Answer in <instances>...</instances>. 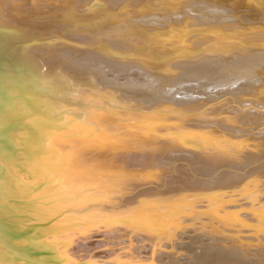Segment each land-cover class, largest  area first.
<instances>
[{
    "label": "bare ground",
    "instance_id": "obj_1",
    "mask_svg": "<svg viewBox=\"0 0 264 264\" xmlns=\"http://www.w3.org/2000/svg\"><path fill=\"white\" fill-rule=\"evenodd\" d=\"M42 1L45 2V6L39 4ZM75 1H77V4L73 3L72 0H21L20 3L16 2L15 4L9 2L7 6L3 2L2 4L0 2V11L5 10V14L0 18V26L6 28L10 33H18L16 39L41 41V44L35 47L34 52L37 54V57L34 58H37V61L40 62L42 66L40 64L38 65L36 59L34 60L37 62V66L42 67L41 76L44 79L36 80L34 76L25 75V77L22 78V82L27 87V91L35 89L38 86L39 88L43 86L48 88L50 86L52 88L51 92L60 99L58 102H62L60 103L61 105H64V103L65 105L71 104V108L77 106V109H79V106L82 105L84 101L86 102L89 100L92 102V105H99V107L110 105L112 107H110L109 110L120 119L119 121H112L111 118H106L101 112L99 113L97 109L95 111L96 113H94L92 109L94 114H92L90 118L97 128L101 127L108 131L117 132H125L122 128V120L127 121L130 118L135 120L142 119L148 123L153 119L156 122L161 120L159 118L163 111L161 114H158V116L152 114L151 111H148L150 112V114H148L149 116H143L135 112H128L127 109L129 110V106L130 108L133 106V109H136L135 106H141L145 109H160L165 112L174 109L178 110V108L185 112H192L194 110L197 112L198 109L200 110L204 105L218 98L216 95L217 91H209V93L206 94V98L203 99L198 96L193 97V95H197L195 94L196 92H191L189 95H187V93L183 94L182 92L180 96L176 94L177 98L172 99L171 93L173 89L162 87V85H166L167 83L176 85L179 82V85H184L183 89L193 90V87L196 85L195 83L210 85L208 81L209 77H213V80L215 76H222V80H224L225 77H228V79L231 78L233 81L244 80V82H242L244 83L243 86L245 85L244 87L238 88L237 85H235L238 88V90L236 89L237 91H233L230 87H228V89L226 88L227 90L230 89L229 92L231 93H237L238 97H235V99L232 97L231 100L236 103H241V106L245 103H256V105L258 103L259 107H264V38L253 37L255 33L257 36L262 35V33L260 34V29L264 31V0H185L187 1L186 3L191 4V8H185L180 5V3L185 4L183 2L184 0H137L139 5L132 6L131 8L133 10L130 14L128 13V3H123L122 0L120 1L123 4L122 7L113 4L115 0ZM70 4L74 6L80 4L81 6L73 10ZM87 5H91L88 8V13L86 15H81V13L78 15L77 11ZM116 8H119V10L114 11ZM162 13L166 16L163 21L153 19V21L138 23L134 22V20L130 22L129 19H143L144 17L159 18V16H162ZM208 13L215 14V16H208ZM230 13H235L236 16H229ZM179 17L182 19L181 22L176 20V18ZM191 17H195V19L192 20ZM127 20H129V22ZM227 21L232 25L223 24V22L226 23ZM64 26H72L73 34L70 33L71 31H68L70 35L66 33L67 36L65 35L63 37L61 34L62 36H59V38L66 37L70 39V41H75L77 43L81 42L87 46H92V49L84 48L85 46H72L74 43L71 45V43L66 44L64 42H61L66 44L63 46V49H59L62 48L61 46L56 48L55 46L57 43L54 46V43L50 42V39L56 37H52L51 35L52 38L50 36L49 38L46 37V34L53 32V28H56V30H54V32H56L58 27ZM60 31L63 33L62 30ZM63 31H65V28ZM237 32H239V34L236 35ZM191 34H197L199 37L195 38L192 43H189L187 37L192 36ZM44 35L46 36L44 37ZM176 36L181 37L176 38ZM46 38H49V41ZM134 39L136 41H133ZM208 40H213V43L208 47L198 48L203 43L208 42ZM131 41L133 43L128 44V42ZM160 41L165 47L162 45V47L152 45V42ZM65 42L67 41L65 40ZM58 43L60 44V42ZM168 44L171 46L167 47ZM93 45H96V50L93 49ZM173 49H175V51H173ZM132 50L136 52L130 55L129 53ZM231 54H233L232 56H234V58L237 57L239 59H230V61L225 58L227 55ZM200 55L202 57L205 56V58H199V60H197V57ZM101 64H108L109 66L113 64L111 66L113 69L110 72L108 71V75L105 73L107 72L105 70L106 67L104 69L105 74L97 72L95 75L96 77L91 75L92 69ZM65 67L71 69L78 75L70 79L71 82L84 85L76 90V94L69 93L67 91L68 88H63L61 85H52L50 83L56 75L66 69ZM98 69L101 71V68H97V70ZM9 75L14 74L10 72ZM65 79L67 80V78ZM35 80L37 82H35ZM97 80H99L107 90L104 89L105 91H102V88H98L100 85L97 86ZM213 80L211 79V81ZM161 82V87H152L154 86L152 85L153 83L159 84ZM214 83H219V85L222 86L220 81ZM232 83L234 82L231 81V84ZM216 86L217 85H215V87L211 86V88L213 87V89L217 90L218 88ZM250 86L254 87L252 89L254 93L248 89ZM198 87L196 89L199 90L202 86ZM117 91L120 94L116 96L113 92L118 93ZM85 92L88 93L86 94ZM248 94L255 96V100L246 99L244 95ZM198 99L201 100L196 101ZM37 100L38 98H36V100L34 99L35 102H37ZM131 101L132 103H130ZM44 106L47 107V105L40 104V108L45 111L47 116H50L52 109H46ZM235 108L236 107H234V109ZM217 109L218 108L215 107L213 110ZM230 109L234 110L233 108ZM83 110L86 111L87 109ZM81 111V109L78 110V112ZM254 111L255 110H245L243 114H241V116H244V114L250 115V117L253 114L257 116L253 118V121L252 119L251 121L246 120L247 122H251L249 123L250 128H256L259 124H263L261 122L262 113H255ZM142 112H144V110L141 111V113ZM205 113L210 114L207 111L202 114ZM122 116H126L129 119H123ZM63 117L65 122L70 118L68 115H63ZM177 117L170 115L168 118L177 119ZM201 117L203 116H199V118ZM186 118L183 117L182 121ZM192 118L194 117L191 116V119ZM5 119L12 122L7 117ZM191 119L188 120L190 121ZM244 119L245 118H243V120ZM178 120L179 117L177 122L175 121L176 124L180 123ZM26 122L30 126L33 125L31 120H27ZM129 122L131 124L132 121ZM141 122L142 121H140V123ZM166 122L163 120L160 125L166 126L168 124ZM233 122H236L234 118H227L226 123L219 124L225 127L226 124H234ZM135 124L134 122V125ZM172 124L173 123H171L170 126ZM190 125L191 126H189V124L174 125L178 126L176 128L167 125L168 127H161V130L158 128L159 126L156 127V125L149 123L138 129L140 133L139 137L129 141L127 140L126 142L124 141L122 144L116 142L107 143L102 137L104 143L100 138L98 140L97 135L92 137V140L93 142H97L99 146L96 148L101 150L115 148V146L119 145L139 152H145L152 148L154 149L159 137L165 134L167 137L166 139L181 146V148H178V150L180 149L178 153H175L176 151L173 152V154H176L175 157L177 159L183 157L182 159H188V161L191 159L192 162L198 161L195 158H204L206 160L215 159L216 161L217 159H221L226 161L225 163L227 165V162L250 164L262 157L261 155H257L262 153V150L259 149L258 152L256 151V155V152H249L247 156L244 155L245 158H243V162L238 159V161L234 160V156V159L233 157H231V159L225 155L236 153L237 151L233 152L236 148L240 150L246 147L247 144L243 142L247 140V137L243 138V140H238L239 138L237 140H232L233 138L230 139V137L224 139L222 135H228L226 131V133L220 132L221 130L212 131L210 128L211 131L205 133V131H201L202 128L200 125ZM249 127L247 129H249ZM73 129L77 131V128ZM197 129H201V133H199ZM238 129L237 132H243V130H246V127L243 128L240 126ZM203 130H205V128ZM234 130H236V128ZM234 130L233 132H236ZM4 134L5 133L0 137L2 138L1 140H3L4 143H9V136ZM242 135L231 134L230 136L240 137ZM24 140L27 141L26 139ZM200 141L209 143H201V145L205 146V149H202L203 151L200 149ZM227 143L230 145L233 144L235 148L228 149ZM207 145H210V150L212 148L213 150H218V153L224 154L219 155L220 157H212V154L208 153L209 151H204ZM45 146L46 147L43 149L34 150L31 147L28 148L26 145L25 147L24 145L23 147L21 146L23 148L21 149L24 150V154L22 153L21 161L18 164L20 168H18V170L0 164V264H80L81 260H78L77 257L70 260L68 259L72 250L65 249L64 242L70 241L74 232L80 231L79 228L71 225V222H85L90 220L91 222L86 224L97 225L100 223L96 220L100 215L91 212L92 209L97 212L109 214L107 218L101 220V222H106V225H116L115 227H118L119 230L125 229L129 232L136 231L139 237L142 236L141 238L149 239L152 237L153 240L156 236H164L165 234L170 235V232L174 231L175 228V226L171 225L172 223H174L173 225L180 224L182 221L181 217H184V215L188 216V214L192 213L193 216H195L197 212H203L196 209L197 207L195 208L193 201V203L183 204L182 201L188 202L187 199L189 197L187 196H185L187 197L186 200H182L180 202L181 204H178L179 206L176 207V205H172V201H176V196L173 195H176V193L182 190H184V194L188 192H192L191 194L194 193L193 196L195 198L193 197L192 199L195 201L201 198L209 202L207 207L209 211L205 210L204 212L209 214L212 219H224L215 220L217 222L227 224L229 223L227 222L229 219H234V221L250 220L255 224L257 223L259 230H264V179H262V177L260 178V175L264 174V160L251 168H246L247 165H243L240 168L241 171L243 170L242 174L234 175L227 179H225V177V183L222 185L220 181L219 184L218 180H216L217 182L213 180L217 183L216 185L218 187L216 188H212L215 186H212L214 183L209 184L212 187H206V184L198 180L204 179L202 177L195 179L194 177L190 178L191 175H189V178L186 177L180 180L177 176H181L179 174H181L182 169L178 171L180 166L177 168L175 167L174 169L172 168L173 173H164V179L159 190L153 188H148V190L141 189L146 191H143L145 194H143L142 198L139 196L141 199H138V197H134L136 196L134 195L135 192H133L134 194L132 193L134 196L131 194L133 197L125 195L126 193L117 194L115 197H112L111 194L116 193L118 190H122L121 186L118 187V182V184L116 183L113 185L115 181L112 182V180H110L116 176V173L111 172L112 170L103 171L102 174H100L102 178L99 177L101 179L100 181L103 180L100 184V188L92 190V186L98 185V182L94 180L93 177H90V175H79L85 165V163H82V160H77L74 163L69 160L71 162L69 163L68 159L65 158V160H57L56 163H54L56 159H53V155H47L44 152L50 153L49 151L51 148H56L60 151L61 149L57 147L58 145L56 146L48 141H46ZM258 146L259 143L255 144V147ZM172 158L170 160H172ZM207 167L206 170H203H208V173H210L215 165L208 164ZM217 167H219V165L215 168ZM21 171H24V173ZM221 173L225 172L221 171L220 174ZM185 176H187V174ZM220 176V178L224 177L222 174ZM135 178L136 180L139 179L137 176ZM131 180L133 181L134 179ZM122 181L125 183L128 180H125V182L124 180ZM173 181H176L178 184L175 188L170 186V184L174 186L175 182L172 183ZM112 185L115 188H113ZM129 185L124 186L127 187ZM137 185L142 188V185L138 183V181ZM228 187H233L231 188L232 190L236 189L238 192L240 191L242 195H244L243 199L247 198L250 200L246 203V206L249 205L248 207H251V211L248 215L249 217H253L247 218L241 211L238 213L230 210L232 207H238L239 204L229 205L228 203V205L225 206V203L232 201V199L222 201L224 198L223 194L220 195L218 193V195L216 190L220 192L222 189L225 190V188ZM213 190L216 192H210ZM94 192L103 193L104 198L107 197L109 199H97L101 198V196H94ZM90 193L92 194L90 195ZM137 194H139V192ZM179 194L181 195L177 197L182 199V192ZM40 195L48 196L49 200H53L54 198L60 199L57 203L54 202L55 204L52 202L53 206L50 207L49 210L47 209V211L46 208L41 205H34L35 198ZM253 201H256V203ZM260 201L263 202L259 204ZM223 207L227 208V210H222ZM53 209L58 210L57 212L66 209H69V211L64 215V219H53L55 214H57L56 210L54 211ZM127 213H130L131 217L126 216ZM193 216L189 218L194 219ZM124 220L131 221V223H127V221L125 222ZM215 226L219 227L217 224ZM71 227L75 228L76 231L69 229ZM59 232L62 234L56 235ZM141 238L139 239L141 240ZM150 252L152 251L150 250ZM102 256L106 255L102 253L100 257ZM155 256L157 255L155 254ZM86 257L84 256L85 259ZM156 260L158 261V259Z\"/></svg>",
    "mask_w": 264,
    "mask_h": 264
},
{
    "label": "rangeland",
    "instance_id": "obj_2",
    "mask_svg": "<svg viewBox=\"0 0 264 264\" xmlns=\"http://www.w3.org/2000/svg\"><path fill=\"white\" fill-rule=\"evenodd\" d=\"M12 1V2H11ZM20 1L21 0H0V2H1V4H2V2L7 6V5H9V2L10 3H13V4H15L16 2L17 3H20ZM121 0H115L114 2H113V4H115L116 6H118V5H120L121 7L123 6V4H122V2L123 3H128V8H129V10H128V13L130 14L131 13V11L133 10L131 7L133 6L134 7V5H139V3H137V0H122V2H120ZM220 1H222V0H220ZM72 2L73 3H76L77 4V1H75V0H72ZM185 4H183V3H180V5L181 6H184L185 8H187V7H190L191 8V4H188V3H186L187 1H183ZM7 3V4H6ZM120 3V4H119ZM40 5H43V6H45V2L44 1H42L41 3H39ZM186 4H187V6H186ZM71 6H72V9L74 10H76V8L78 7H80L81 5L79 4L78 6H74V5H72V4H70ZM224 5V4H223ZM71 6H70V8H71ZM91 5H87V6H84L82 9H79V11H77V14L79 15L80 13H81V15H86L87 13H88V8L90 7ZM74 7V8H73ZM195 9H197L196 7H194ZM85 9V10H84ZM117 10H119V8H116V9H114V11H117ZM5 11V10H4ZM3 11V12H4ZM84 13H83V12ZM79 12V13H78ZM127 12V11H126ZM212 13V12H211ZM211 13H208L207 15L208 16H215V14H211ZM4 14H5V12H4ZM162 16H159V18H148V17H144L143 19L142 18H138V19H135V18H129L130 19V22L132 21V20H134V22H140V23H143V21H153V19L154 20H159V21H163L164 20V17H166L165 16V14L164 13H162L161 14ZM206 15V16H207ZM235 15V13L233 14V13H230L229 14V16H234ZM236 16V15H235ZM163 17V18H162ZM191 19L193 20V19H195V17H191ZM191 19H190V21H191ZM176 20H179L180 22H181V18L179 17V18H176ZM128 22H129V20H127ZM223 24H226V25H232V24H230L228 21L226 22V23H224L223 22ZM54 27V26H53ZM67 27V28H66ZM64 28H65V31H63L64 30ZM238 28V27H237ZM54 30H56V28H53ZM70 29V30H69ZM72 29H73V27L72 26H64V27H58V29H57V31L56 32H54V30H52L53 32H50V33H48V34H46V35H44V37L46 36V37H51V35H52V37L53 36H55L56 38H52V39H50V42H53L54 43V46L56 45V43H57V45L55 46L56 48H58V47H62V48H59V49H63V46H65L67 43L68 44H70L71 43V45L72 46H77V47H80V46H85L84 48H87V49H92V46H87L86 44H83V43H77V42H75V41H70V39H68V38H63L65 35L67 36V34L68 35H70V33H72L73 31H72ZM60 30H62V32L63 33H61V31ZM68 31H71L70 33L68 32ZM262 31V32H261ZM45 32V31H44ZM57 33V34H56ZM67 33V34H66ZM82 33V32H81ZM262 33V35L261 36H257L256 35V33H255V35L253 36V37H262V38H264V31H263V29H260V34ZM53 34H56V35H53ZM63 35V37H60L59 38V36H62ZM73 34V33H72ZM78 34H80V33H78ZM237 34H239V32H237L236 33V35ZM58 35V36H57ZM192 35V34H191ZM235 35V36H236ZM49 37V38H50ZM179 37H181V36H176V38H179ZM199 37V35H197V34H193L192 36H189V37H187V39H188V42L189 43H192V41L195 39V38H198ZM48 38V39H49ZM175 38V39H176ZM47 39V38H46ZM47 39V40H48ZM65 40L67 41V42H65ZM49 41V40H48ZM133 41H136L135 39L133 40ZM58 42H60V44L58 43ZM61 42H64V43H66V44H64V43H61ZM167 42V41H166ZM131 43H133L132 41L131 42H128V44H131ZM154 43V44H153ZM211 43H213V40H208V42H205V43H203L201 46H199L198 48H201V47H208L209 45H211ZM62 44V45H61ZM77 44V45H76ZM152 45H155L156 47H165L163 44H162V42L160 41V42H152ZM158 45V46H157ZM162 45V46H161ZM251 45V44H250ZM94 47L96 46V45H93ZM171 45H167V47H170ZM93 47V49L94 50H96L97 48L95 47L94 48ZM173 51H175V49H173ZM134 52H136V51H134V50H132L129 54L131 55V54H133ZM68 54H71V53H69V52H67ZM171 53V52H170ZM172 53H174V52H172ZM212 53H215V52H212ZM129 55V56H130ZM204 55V54H203ZM233 54H231V55H227L225 58H227V59H236L237 57H235L234 58V56H232ZM234 55H236V54H234ZM206 56H207V54H206ZM237 56V55H236ZM242 56V55H241ZM199 58H205V56L204 57H202L201 55L199 56V57H197V60H199ZM237 59H239V58H237ZM196 60V61H197ZM231 61V60H230ZM105 65V66H104ZM113 65V64H112ZM112 65H108V64H101V65H99L98 67H94V69H92V71H91V75H94V77H96L95 75L97 74V72H102V73H104L105 72V70L107 71V72H105L107 75L109 74V72L113 69L111 66ZM103 66H104V68H103ZM105 67H106V69H105ZM108 67V68H107ZM66 69H67V67H65ZM97 68H101V71H100V69H98L97 70ZM110 68V69H109ZM105 69V70H104ZM102 70H104V71H102ZM109 71V72H108ZM104 73V74H105ZM171 73V72H170ZM139 77V76H138ZM137 77V78H138ZM222 76H215V78H214V80H213V77H209L208 78V81L210 82H208L210 85L212 84V82H213V84L211 85V86H213V87H215V85H217L216 87L219 89H213V87L211 88V86L210 85H205L204 83L203 84H201L200 85V83H195L193 86V90L192 89H183L184 87V85H179L178 83V85L176 84V85H174V84H169V83H167L166 85L164 84V85H162V82L161 83H159V84H152V85H154V86H152V87H158V86H160L161 87V85H162V87H164V88H166V89H173V91H172V93H171V95H172V99H175V98H177V95L178 96H180L181 94H182V92H183V94L184 93H187V95H189L191 92H196L195 94H197V95H193V97H195V96H198V97H200L201 99H203V98H206V94H208L209 93V91H217V93H219V94H217L216 93V95L218 96V98H216L214 101L212 100V102L210 101L207 105H204V107H202L200 110L198 109L197 110V112H196V110H194V111H187V112H185V111H183L182 109H179L178 108V110L177 109H174V110H171V111H164V110H160V109H148V108H144V107H138V106H135V108L136 109H138V110H136V109H133L134 107L132 106V108H130V106H129V110L127 109V111L128 112H135V113H137L138 115H148V114H150V112H148V111H151V113H152V111L153 110H155V111H153V113H157V116H158V114H161L162 113V111L163 112H165L163 115L161 114L160 115V118L159 119H161V122L164 120V122H166V123H168L167 125L168 126H170V124L171 123H173L170 127H172V128H176L177 126H174V125H178L179 126V124L180 125H185V124H189V126H191L190 124H192L193 126L194 125H196V124H198V125H200V127L202 128V130L201 129H197L198 131H199V133H201L200 132V130L202 131V132H204L205 131V133L208 131H220V132H224V133H226L227 132V134L228 135H222V136H224V139H226V137H230V139H232V140H237L238 138V140H243V138H245V137H247V140H244L245 142H243L244 144H247L246 145V147H243L242 149H237L236 148V150H233V152L234 151H237L236 153H233V154H226L225 156H227V157H229V158H231V157H235V159H234V157H233V159L234 160H241V162H243L244 160H243V158H245L244 157V155H248V153L249 152H258L259 151V149L260 150H262V153L261 154H257V152L255 153V155L257 154V155H261L262 157L261 158H259L258 160H255L254 162H252V163H250V164H242V163H238V162H235V163H233V162H227L228 164L226 165V161H223V160H221V159H217V161L215 160V159H210V160H206V159H204V158H195L196 160H198L197 162L196 161H191V159H189L190 161H188V159H182L181 157L179 158V159H177L173 154V156L172 157H174L172 160H170L169 162L173 165H171V168H177V167H179V169H178V171L180 170V169H182V172H181V174H179V175H181V176H183L184 175V173H185V175L187 174V176H183V177H179V176H177L178 178H180V180L181 179H185L186 177L187 178H189L190 176L189 175H191V177L190 178H192V177H194L195 179L196 178H199V177H202V178H204V179H198L199 181H201L202 183H204V184H206L205 186L206 187H212L213 185H215V186H213L212 188H216V187H218L216 184L217 183H215V182H217L216 180H218V183H219V181H220V183H221V185L223 184V183H225L224 181V178L225 179H227L228 177H233L234 175H240V174H242L243 173V170L241 171L240 170V168L243 166V165H247L246 166V168H251V167H253V166H255V165H257V164H259V162H261L262 160H264V107L262 106H260L259 107V105H258V103H257V105H256V103L255 104H252V103H250V104H243V106H241V103H236V102H233V100H231V98L232 97H234V99H235V97H238L237 96V93L235 94V93H231V92H229V90L230 89H233V91H237L238 90V88H241V87H244L243 86V84L244 83H242V82H244V80H241V81H236V80H234L233 81V79H231V78H229L228 79V77H225L224 78V80H222L223 79V77L221 78ZM213 80V81H211V79ZM218 79V80H217ZM228 79V80H227ZM231 79V80H230ZM222 80V81H221ZM225 80H226V82H225ZM219 82L220 81V84L222 85V86H220L219 85V83L217 84V83H214V82ZM230 81V82H229ZM231 81L232 82H234V83H232L231 84ZM96 83H97V86H99L98 88H102L103 90L102 91H105V90H107V89H105L104 88V85H102V83H100V81L99 80H97L96 81ZM189 83V82H188ZM239 83V84H238ZM184 84V83H183ZM187 84V83H186ZM198 84V85H197ZM225 84H227V85H229V86H227V85H225ZM188 85V84H187ZM235 85H237V87L235 86ZM240 85V86H239ZM200 86H202V87H199ZM208 86V87H207ZM226 86V87H225ZM179 87V88H178ZM199 88V90L198 89H196V88ZM204 87V88H203ZM228 87H230V89L229 90H227L228 89ZM202 88H203V90H202ZM227 88V89H226ZM254 87H252V86H250V87H248V89L249 90H251V92H253L252 91V89H253ZM105 89V90H104ZM222 89H224V90H222ZM237 89V90H236ZM179 90V91H178ZM195 90V91H194ZM240 90V89H239ZM186 91V92H185ZM198 91V92H197ZM228 91V92H227ZM118 92V91H117ZM86 94L88 93V92H85ZM114 93V95H116L117 96V94H120L119 92L118 93H115V92H113ZM181 93V94H180ZM254 93V92H253ZM79 95H81L80 93H78ZM177 94V95H176ZM200 94V95H199ZM175 96V97H174ZM243 96V95H242ZM244 97L246 98V99H250V100H255V96H253V95H244ZM201 99H198V100H196V101H199V100H201ZM237 100V99H236ZM194 101V100H193ZM193 101H192V103H193ZM60 103H62V102H59V106L61 105ZM130 103H132V101L130 102ZM70 104H66L65 105V103H64V105H61L60 106V108L61 109H64L66 112H64V111H62V112H64V113H66V115H68L69 117H70V113L71 112H73V111H75V109L76 108H74V107H72L71 108V106L72 105H70ZM130 105V104H129ZM261 105V104H260ZM212 106V107H211ZM218 108L217 110H213L214 108ZM234 107H236L235 109H234ZM258 107V108H257ZM74 108V109H73ZM144 108V109H143ZM211 108V109H210ZM230 108H233L234 110H232V109H230ZM238 108H239V110H238ZM71 109V110H70ZM73 109V110H72ZM131 109H133V110H131ZM231 111H230V110ZM143 111L144 110V112H142L141 113V111ZM182 110V111H181ZM245 110H255L254 112L255 113H258V112H260V113H262V115H261V122L263 123L262 125L261 124H259L258 125V127H256V128H250L249 127V123H251V122H247V121H251V119H252V121H253V118L254 117H257V116H255L254 114L253 115H251V117H250V115H245L244 114V116H241V114H243V111H245ZM258 110V111H257ZM176 111H178V112H176ZM201 111V112H200ZM209 112L210 114H202V113H204V112ZM223 111H225V112H223ZM230 111V112H229ZM257 111V112H256ZM171 115V116H175V117H179V120H178V122H180V123H175V121L177 122V119H178V117H177V119H169L168 117L170 116L168 113ZM181 112V113H180ZM182 112H184V113H182ZM196 114V118H195V114ZM219 112H221V113H219ZM78 113V112H77ZM81 113V112H80ZM172 113V114H171ZM177 115H176V114ZM180 113V114H179ZM193 113V114H192ZM201 113V114H200ZM245 113V112H244ZM182 114V115H181ZM64 116H66L65 114H63ZM166 115V116H165ZM169 115V116H168ZM185 115H186V117H185ZM188 115V116H187ZM204 115H206V116H204ZM149 116V115H148ZM162 116V117H161ZM191 116H193L194 118H192L191 119ZM199 116H203V117H201L202 118V120H201V118H199ZM239 116V117H238ZM186 118V119H184V121H182L183 119L182 118ZM198 117V118H197ZM247 117V118H246ZM122 118L123 119H129L128 117H126V116H122ZM227 118H234L235 120H236V122H233L234 124H232V125H228V124H226V126L224 127V125H220V124H223L224 122L226 123V121H227ZM243 118H245L244 120H243ZM188 119H191L190 121L188 120ZM197 119V120H196ZM212 119H214V120H212ZM133 120H135V119H133V118H130L129 120H124V122H126V123H129L130 124V122L129 121H132L131 122V126L132 127H137V126H140V124H142V122L143 123H145L146 121L145 120H142V119H138V120H135V121H133ZM166 120V121H165ZM168 120H170V121H168ZM196 120V121H195ZM201 120V121H200ZM212 120V121H211ZM219 120H220V122H219ZM247 120V121H246ZM140 121H142L141 123H140ZM152 121H154V119L152 120ZM188 121V122H187ZM192 121H193V123H192ZM198 121V122H197ZM203 121V122H202ZM204 121H205V123H204ZM207 121V122H206ZM209 121V122H208ZM224 121V122H223ZM240 121V122H239ZM134 122L136 123L135 125H134ZM139 122V123H138ZM170 122V123H169ZM201 122H202V124H201ZM214 122H216V123H214ZM218 122V123H217ZM221 122H223V123H221ZM175 123V124H174ZM183 123V124H182ZM220 123V124H219ZM244 123V124H243ZM133 124V125H132ZM139 124V125H138ZM146 124V123H145ZM218 124V125H217ZM236 124V125H235ZM162 126V128H165V127H168V126ZM197 125V126H198ZM209 125V126H208ZM219 126V127H217V126ZM238 125V126H237ZM221 126H222V129H221ZM230 126V127H229ZM240 126H242L243 128H245L246 127V130H243V132H237V130H239L238 129V127L240 128ZM156 127H158L157 125H156ZM249 127V129H247ZM158 128H160L161 129V127L159 126ZM205 128V130H203ZM206 128H207V130H206ZM209 128V129H208ZM210 128H211V130H210ZM213 128H215V129H213ZM220 128V129H219ZM225 128V129H224ZM228 128V129H227ZM233 128V129H232ZM236 128V130H234ZM193 129V128H192ZM192 129H190L191 131H193ZM77 130V129H76ZM162 130V129H161ZM224 130V131H223ZM228 130V131H227ZM230 130V131H229ZM233 130L234 131H236V132H233ZM249 130V131H248ZM72 131L73 132H75V129H72ZM226 131V132H225ZM232 131V132H231ZM231 134H237V135H242V136H240V137H233V136H230ZM216 138H219V137H216ZM216 138H214V139H216ZM222 138V137H221ZM255 138V139H254ZM223 139V140H224ZM123 141V140H122ZM260 141V142H259ZM263 141V142H262ZM203 141H200L199 143H200V145H201V143H202ZM254 142V143H253ZM198 143V144H199ZM204 143H207V142H203L202 144H204ZM259 143V146L258 147H255V144H258ZM161 144H163V143H161ZM207 144H209V143H207ZM167 145V144H166ZM209 146L210 145H207V147H206V150H204L205 152L206 151H209L208 153L209 154H212L211 156L212 157H220L219 155H222V154H224V153H218V150H213L212 148H211V150L209 149ZM156 147V146H155ZM202 148H201V150L202 149H205V146H201ZM22 148V147H21ZM227 148L228 149H232V148H235V146L233 145V144H229V143H227ZM23 149V148H22ZM132 150V149H131ZM130 150V151H131ZM134 150V149H133ZM203 151V150H202ZM211 152V153H210ZM175 154V153H174ZM169 156V154H166V155H164V157L166 156V157H168ZM176 155V154H175ZM237 155V156H236ZM242 155V156H241ZM171 156V155H170ZM178 157V156H177ZM241 157V158H240ZM240 158V159H239ZM232 159V158H231ZM193 160V159H192ZM237 160V161H238ZM243 160V161H242ZM201 161V162H200ZM194 162H195V164H194ZM176 164H177V166H176ZM208 164H214L215 165V167L217 166V165H219V167H217V168H215L214 167V169L212 170V172H210V173H208V170L207 171H205L208 167H207V165ZM175 165V166H174ZM222 165V166H221ZM203 169H205V170H203ZM245 170V169H244ZM221 171H224L225 173H221L224 177L223 178H220L221 176V174H220V172ZM204 173H206V174H204ZM134 174H132V176H123V177H121V176H118V177H120V178H118V179H120L119 181H118V183H117V180L114 182V184L113 185H115L116 183L118 184V187L119 186H121L122 187V190H118V191H116V193H114V194H111L112 195V197H115L117 194H125V193H129V192H131L132 191V193L133 192H135V194L134 195H136V196H134L133 194V196L134 197H138V199H141L142 197H143V194H145L144 192L146 191V190H141L142 188H141V186H139V185H137V181H138V183H140L141 185L143 184V179H141L140 178V176L137 178L138 180H136L135 178H134V176H133ZM136 177V176H135ZM237 177H239V176H237ZM236 177V178H237ZM262 177V179H264V174L263 175H260V178ZM128 178V179H127ZM131 179H134L133 181L131 180ZM220 179V180H219ZM222 179V180H221ZM258 179H259V177H258ZM122 180H124V182H125V180L127 181V182H125V183H123V181ZM213 180H215V182L213 181ZM134 181H135V184H134ZM120 182H122V183H120ZM142 182V183H141ZM158 181H156V183H157ZM175 182V183H174ZM172 183H174V186H173V184H170V186H172V188H175L178 184H177V182L176 181H173ZM211 183H214V184H212V186H210L209 184H211ZM219 183V184H220ZM262 183V182H261ZM105 184V183H104ZM129 185V186H124V185ZM145 184V183H144ZM208 184V185H207ZM218 184V185H219ZM263 184H264V182H263ZM112 185V187L113 188H115L114 186ZM139 186V187H138ZM111 187V188H112ZM131 187H135V188H131ZM142 187H143V185H142ZM263 187H264V185H263ZM125 188V189H124ZM140 188V189H139ZM229 188V189H228ZM228 188H225V190H221L220 192H222V193H220L219 192V190H216L217 191V194L219 193L220 195H222L223 194V196H224V198L222 199V201H228L229 199H232V201H230V202H227V203H225V206H227L228 205V203H229V205H238L239 204V206L238 207H232V208H230V210L231 211H236V212H242L243 213V215L245 216V217H247V218H250V217H253V216H250L249 217V215H248V213L251 211V207L249 208L248 206L249 205H247L246 206V203H248V201H250V200H248L247 198H244L243 199V197H244V195H242V193L239 191H237L236 189H234V190H232L231 188H233V187H228ZM124 189V190H123ZM134 191H133V190ZM227 189V190H226ZM238 189V188H237ZM125 190H127V191H125ZM137 190H138V192H139V194H137L138 192H137ZM232 190V191H231ZM264 190V189H263ZM144 191V192H143ZM179 191V190H178ZM216 191H210V192H216ZM225 191H226V193H225ZM230 191V192H229ZM237 191V192H236ZM123 192V193H122ZM182 192V194H183V197H182V199H180V197H177V196H179V195H181V194H179V193H181ZM181 192H179V193H176V195L174 194L173 196H176V201L174 200V201H172V205H176V207L177 206H179L181 203V201L182 200H186L187 199V197H189L187 200H188V202H184V201H182V203L183 204H185V203H193L194 204V206H195V208L196 209H198L199 211H203V212H197L196 213V215L195 216H193V214L192 213H190V214H188V212H187V214H188V216L187 215H184V217H181L182 218V221H181V223L179 224H176V225H173L174 223H172L171 225L172 226H175V228H174V231H171L170 233V235H167V234H165L164 236L163 235H161V236H156V237H154L153 238V240H152V237L151 238H147V239H145V238H141V237H139L136 233V231H132V232H129V231H126L125 229L124 230H119L118 229V227H115L116 225H106V222H101V220L102 219H104V218H107V216L109 215V214H107V213H105V212H97L96 210H91V212H93V213H95V214H97V215H100L96 220L98 221V222H100V223H98L97 225H92V224H86V223H89V222H91L90 220L89 221H85V222H83V221H75V222H71L70 224L71 225H73L74 227H77V228H79V230L80 231H77V232H74V234L72 235V237L70 238V241H68V242H64L65 244V249H71L72 251H71V255L68 257V259L70 260V259H73L74 257H77V259L78 260H81V262H80V264H190V262H191V258H190V256L196 251V246L198 247V245L199 244H202V242H203V240H205L206 238H209V237H214V238H221V237H223V238H231V239H233V240H235V241H239V242H242V243H246V242H250V243H253V244H262V243H264V230H259L258 228V225H257V223L255 224V223H253L252 221H250V220H246V221H239V220H237V221H234V219H229V221H227V222H229V223H227V224H222L221 222H217L218 221V219H221V220H224V219H222V218H217V219H212V218H210V215L209 214H207L206 212H204L205 210L206 211H209L208 209H207V207H208V205H209V202H206L205 201V199L203 200V199H201V198H198L197 200H199V201H195L194 199H192L194 196H193V194H191L192 192H188V193H186V189H185V193L186 194H184L183 192H184V190H182ZM199 192H202V191H199ZM174 193H175V191H174ZM92 193H90V195H91ZM94 194V196H101V198H97V199H106V198H104V195H103V193H99V192H94L93 193ZM178 194V195H177ZM189 194H190V196H189ZM218 194V195H219ZM133 196H131V197H133ZM141 198H140V197ZM185 196H187V197H185ZM192 196V197H191ZM242 196V197H241ZM191 197V198H190ZM226 197V198H225ZM241 197V198H240ZM195 198V197H194ZM36 200H35V202H34V205H41V206H43V207H45L46 208V210L48 209L49 210V208L50 207H52L53 206V203L55 202V203H57L58 201H59V199L60 198H54L53 200H49V197L48 196H46V195H40V196H37V198H35ZM107 199H109V198H107ZM124 199H127V198H124ZM111 200V199H110ZM178 200V201H177ZM201 200V201H200ZM235 200V201H234ZM190 201V202H189ZM193 201V202H192ZM53 202V203H52ZM175 202V203H174ZM253 202H255L256 203V201H253ZM261 202H263V201H260L259 202V204L261 203ZM52 203V204H51ZM54 203V204H55ZM169 203H170V201H169ZM179 204V205H178ZM245 204V205H244ZM206 205V206H205ZM205 207V208H204ZM241 207V208H240ZM70 209V208H69ZM69 209H66V210H63V211H61V212H57L58 210H56V209H53L54 211L56 210V212H57V214H55V216L53 217V219H57V218H61V219H64L65 217H64V215L66 214V212L67 211H69ZM47 210V211H48ZM222 210H227V208H225V207H223L222 208ZM53 212V211H52ZM56 212H54V213H56ZM124 212V211H123ZM70 216V215H69ZM68 216V217H69ZM126 216H130L131 217V214L129 213H127L126 214ZM194 217V219H191V218H189V217ZM243 216V217H244ZM63 217V218H62ZM263 217V216H262ZM189 218V219H188ZM259 218V217H258ZM191 219V220H190ZM208 219V220H207ZM92 220V219H91ZM114 220V219H113ZM215 220H217V221H215ZM260 220H263V219H260ZM125 222L127 221V223H131V221H128V220H124ZM217 222V223H216ZM224 223V222H223ZM218 225L219 227H216L215 225ZM117 225H119V224H117ZM67 226H69V225H67ZM69 229H73V231H76L75 230V228H73V227H71V228H69ZM212 232V233H211ZM215 232V233H214ZM54 234H56V233H54ZM60 234H62L61 232H59V233H57L56 235H60ZM137 237H139V238H141V240L139 239V238H137ZM135 236V237H134ZM143 239V240H142ZM137 240H139V241H137ZM155 241V242H154ZM160 243H159V242ZM157 243V244H156ZM167 243V244H166ZM222 243H225L224 241H222ZM153 247V248H152ZM264 247V246H263ZM150 250L152 251V252H150ZM105 254L106 256H102V257H100L101 256V254ZM100 254V255H99ZM155 254L157 255V256H155ZM84 256L86 257V259L84 258ZM158 257V258H157ZM152 258V259H151ZM155 259V260H154ZM156 259H158V261L156 260ZM153 260V261H152ZM160 260V261H159ZM149 261H150V263H149ZM157 261V262H156ZM148 262V263H147ZM159 262H161V263H159Z\"/></svg>",
    "mask_w": 264,
    "mask_h": 264
},
{
    "label": "water",
    "instance_id": "obj_3",
    "mask_svg": "<svg viewBox=\"0 0 264 264\" xmlns=\"http://www.w3.org/2000/svg\"><path fill=\"white\" fill-rule=\"evenodd\" d=\"M3 14V10L0 11V18ZM17 34L10 33L6 28L0 26V135L2 134L0 137L3 136V133L9 136V143H4L0 138V164L18 170L22 153L24 154L21 146L24 145L25 147L26 145L33 150L43 149L46 147V141H48L56 146L58 145L57 147L61 149L60 151L51 148L50 153L44 152L47 155H53V159H56L54 163L57 160H65V158L68 159L69 163H74L77 160H82V163H85L82 170L80 169L81 173L79 175L87 174L97 180L98 185L92 186V190L100 188L103 181H100V178H102L100 174L107 170L116 173V176L110 179L112 182L116 180L118 182L120 180L118 176L130 177L134 174L143 179L142 189L153 188L159 190L164 179V173H173L174 168H171L169 161L174 155L173 152L178 153L180 151V149L178 150L179 147L181 148L180 145L172 143L163 134L155 144L157 147L152 148V151L139 152L119 145L115 148L101 150L96 148L99 145H97V142H93L92 137L97 135L98 140L100 138L102 142L122 144L124 141L139 137L138 129L146 126V124L151 123L162 127L160 125L161 120L159 122L151 120L149 123L146 121V124L142 122L143 125L140 124L136 128L122 120V128L125 132L97 128L90 118L92 114L96 113V109L106 118H111L112 121H119L120 119L109 110L112 106L99 107V105H92L89 100L84 101L79 106V109L82 110L81 113L78 112L77 106H74L76 110L70 113V118L65 122L63 114L66 115L67 110L65 111L59 107L58 100L60 99L51 92L52 88L50 86L48 88L44 86L39 88L38 86L27 91V87L22 82L25 75L34 76L36 80L44 79L41 76L42 65L37 61V58H34L37 57L34 52L35 47L40 45L41 41L19 40L16 39ZM34 59L41 66H37ZM10 72H13L14 75H9ZM74 76L78 75L71 69H65L56 75L50 83L61 85L63 88H68L69 93L76 94V90L84 85L71 82L70 79ZM36 80L35 82H37ZM36 98H38L39 101L37 100V102L39 103L34 101ZM40 104L47 105V107L44 106L46 109H52L50 116H47L45 111L40 108ZM83 109H87L88 112ZM152 114L157 115L153 112ZM6 117L12 122L6 120ZM27 120H31L33 125H28ZM73 128H77V131L73 132ZM166 154H169V156L164 157ZM21 172L24 173V171ZM156 181L158 182L155 183ZM131 194L132 192H129L125 195L131 197ZM222 241L225 243H222ZM263 246L264 243L256 245L250 242L242 243L231 238L209 237L203 240L198 247L196 246V251L190 256V264H264Z\"/></svg>",
    "mask_w": 264,
    "mask_h": 264
}]
</instances>
